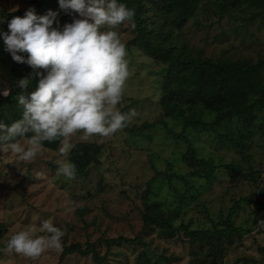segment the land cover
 <instances>
[{
	"label": "rangeland",
	"instance_id": "rangeland-1",
	"mask_svg": "<svg viewBox=\"0 0 264 264\" xmlns=\"http://www.w3.org/2000/svg\"><path fill=\"white\" fill-rule=\"evenodd\" d=\"M216 4L217 0H200L182 28L171 24L172 12L151 7V26L170 31L172 42L187 46L192 57L213 62L264 61V9L257 11L245 3L220 16ZM30 7L43 15L59 5L58 0H0V15L5 17L0 29L7 31V21L23 16ZM60 20L62 25L70 16L61 12ZM116 30L126 44L130 68L118 108L135 110L136 115L111 137L84 138L78 132L70 138L72 148L78 142L100 146V163L72 181L58 173L57 165V161L72 163V148L66 155L45 148L31 162H18L10 151L0 152V248L16 232L39 227L44 220L64 232L61 252L49 250L38 259L0 252V264H138L142 253L153 264H264V224L259 223L264 221V210L255 205L258 199L264 201V122L232 118L210 131L190 128L196 135L184 142L176 140L170 132L182 131V122L166 113L161 99L169 66L141 45L129 44L136 36L133 29L121 25ZM13 65L0 40V87L10 86ZM194 110L197 117L213 120V113L203 107ZM13 121L10 116L7 124ZM217 131L222 141L227 136L241 137L240 145L232 140L222 143L214 138ZM17 139L25 143L28 137ZM189 144L200 157L213 158L214 167L189 160ZM155 202L174 217L175 226L222 228L221 220L229 217L236 229L229 237L213 240L183 230L172 237L153 226L144 230L146 206ZM138 235L135 242L107 241ZM217 241L222 251L214 257L210 249ZM73 244L87 253L63 256Z\"/></svg>",
	"mask_w": 264,
	"mask_h": 264
},
{
	"label": "clouds",
	"instance_id": "clouds-1",
	"mask_svg": "<svg viewBox=\"0 0 264 264\" xmlns=\"http://www.w3.org/2000/svg\"><path fill=\"white\" fill-rule=\"evenodd\" d=\"M58 5L43 15L30 7L7 21V31L0 29L4 50L15 62L37 70L38 77L32 91H27L31 77L15 81L22 90L16 96L22 115L10 124L0 120V152L10 151L18 162L42 155L45 142L60 141L59 153L66 155L72 148L70 138L78 132L84 138L111 137L136 115L135 110L118 108L130 68L126 44L116 30L121 25L136 29L135 9L123 0H58ZM61 12L72 21L61 25ZM4 22L0 15V25ZM9 94L7 86L0 87V96ZM29 133L25 143L17 139ZM57 165L67 181L76 179L74 163ZM63 237L61 228L44 220L39 227L13 234L0 252L38 259L49 250L61 252Z\"/></svg>",
	"mask_w": 264,
	"mask_h": 264
},
{
	"label": "trees",
	"instance_id": "trees-1",
	"mask_svg": "<svg viewBox=\"0 0 264 264\" xmlns=\"http://www.w3.org/2000/svg\"><path fill=\"white\" fill-rule=\"evenodd\" d=\"M200 0H123L130 8L135 9V21L137 24L134 29L136 36L129 42L130 45H141L152 57L169 66L168 73L163 78L162 84V104L169 116L182 122L183 130L170 132L176 140L183 142L195 134L190 128L195 130L210 131L217 126H221L224 121L232 118H252L264 122V61L255 63L247 61H219L213 62L210 59H201L200 56L192 57L188 54L187 46L176 45L172 42L170 31H163L158 25L152 28L150 8L163 11L167 9L172 12L171 24L182 28L196 11ZM250 4L258 10L264 9V0H217V9L222 16L225 11L232 7H240L243 4ZM261 8V9H259ZM73 19L70 16L71 22ZM24 55H27L26 53ZM36 71L27 63L14 61L10 73V94L7 97L0 96V120L9 123L10 116L18 120L22 115V108L16 103V96L22 90L15 86V81L24 77H31L33 83L27 91H32L36 87ZM23 94H27L24 92ZM201 106L204 110L213 113V120L207 121L197 117L194 107ZM185 110H191L186 114ZM6 112L11 114L6 116ZM225 122V123H226ZM166 125V122L163 121ZM151 124H143L147 127ZM216 126V127H215ZM220 127V128H221ZM220 131V129H219ZM217 131L214 138H219ZM30 133L27 137H30ZM196 135V134H195ZM197 137V136H196ZM221 137H226L221 136ZM221 140V138H219ZM229 140L238 142L241 137L236 139L227 136L222 143L227 144ZM190 141V140H189ZM192 141V140H191ZM190 141V142H191ZM45 148L58 150L60 141L45 142ZM197 148L189 144V160L196 164H203L213 168L211 164L213 158L205 159L196 153ZM70 160L77 167V175H84L88 168L100 163V146L93 142H78L70 153ZM264 195V190H263ZM255 205L259 210H264V201L258 199ZM144 214V230L150 227L158 228L164 235L172 237L177 231L183 230L192 237H207L213 240L214 237L220 238L225 235L229 237L236 229L229 217L223 218L222 228L207 230H190L188 225L173 224L174 217L165 214L160 208V204L149 203ZM140 238L108 239V243L117 244L135 242ZM221 242H215L210 249V254L217 257L222 251ZM264 256V247L261 248ZM79 251L87 253L79 244L69 246L63 256L68 253ZM138 264H153L146 253H142Z\"/></svg>",
	"mask_w": 264,
	"mask_h": 264
}]
</instances>
